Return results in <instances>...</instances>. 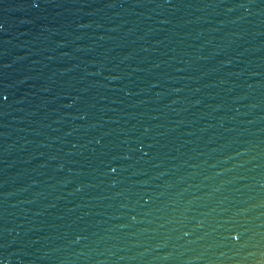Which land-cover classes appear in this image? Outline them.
I'll list each match as a JSON object with an SVG mask.
<instances>
[{"label": "water", "instance_id": "obj_1", "mask_svg": "<svg viewBox=\"0 0 264 264\" xmlns=\"http://www.w3.org/2000/svg\"><path fill=\"white\" fill-rule=\"evenodd\" d=\"M0 264H264V0H0Z\"/></svg>", "mask_w": 264, "mask_h": 264}]
</instances>
